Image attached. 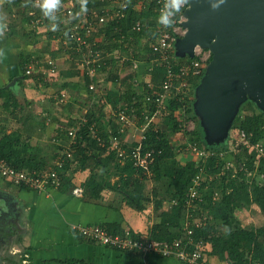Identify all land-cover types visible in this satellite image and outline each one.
<instances>
[{"label": "built area", "instance_id": "2783aa9c", "mask_svg": "<svg viewBox=\"0 0 264 264\" xmlns=\"http://www.w3.org/2000/svg\"><path fill=\"white\" fill-rule=\"evenodd\" d=\"M39 2L40 0H28L27 5L21 8L22 13L29 19L24 25L26 33L40 36L45 41L50 40L52 45L58 44L61 48V59L69 62L73 70L90 79L88 91H95V79L103 77L105 79L106 76L103 75L114 64L125 67L131 74L148 73L152 67L162 65L165 74L158 89L153 88L149 81H142L147 92L143 94L140 104L137 105V102L133 101L130 104H122L113 111L115 132L108 128L106 137H100L97 123H89L86 118L87 112L84 111L83 116L75 119L73 126L64 130L63 138L55 139L58 149L51 167L42 171L16 169L5 159L0 158V179L16 188L36 193L45 194L49 190H58L62 186L61 174L64 173V168L68 166L71 169L75 166V151L78 143L85 137L106 149V153L113 152L120 167L129 161L135 169L149 177L155 157L160 151L143 149L145 133L149 129L156 130L158 118L166 114L167 100L188 99L187 95L185 98L179 97V92L184 88L192 89L190 79H199L204 75L211 56L210 51H207V56L204 54L198 57L203 49L196 48V57L194 56L189 63L181 65L177 72L173 70L172 66L177 58L174 44L185 33L182 24L186 20L184 12L188 8V0L182 6L181 12L171 17L174 23L168 28L157 23L164 0H87L84 12H81L82 0H60L57 9L48 17L43 15ZM147 9L153 13L149 20L151 23L135 19L125 26L124 32L120 23L128 19L132 11L142 12ZM53 25H56L55 30ZM136 35L141 36L139 38L141 46L146 45L145 47L154 53V57L147 60L148 62H139L134 58V55L139 54V50H135V41H138V38L133 36ZM109 44L116 45V48H108ZM22 69L24 76L41 80L43 83H53V78L59 72L57 61L51 57L32 56L22 64ZM139 83L140 77L134 79L133 85ZM63 101L65 102L64 93L56 103L63 104ZM129 129H133L139 136L131 146H128L122 137ZM230 132L232 134L229 133V145L218 153L187 141L179 145H173L172 141L170 143L176 156H192L197 168L182 203L184 217L181 237L171 242L158 241L126 228L118 233H112L101 224L73 226L72 231L87 243L139 255L142 260L158 256L182 264H213L208 254L210 244L204 242L202 238L195 239L193 235L195 229L205 228L211 221V216L203 209L204 193L211 189L217 180L235 179L239 171H243L246 176L253 175L255 184L259 186L264 184V171L259 172L264 159V141L252 144L250 136L244 131L234 129ZM125 145L129 148L124 147ZM243 150L247 151L243 153ZM241 154L244 161L248 160L245 156L250 157V170L244 161L237 162L236 156ZM212 156L215 159H212L211 164L208 161ZM71 194L77 198L83 197V186L76 185ZM218 199L219 194L214 191L211 202L214 203ZM176 204L175 200L171 201L172 206Z\"/></svg>", "mask_w": 264, "mask_h": 264}, {"label": "crops", "instance_id": "0c3cea01", "mask_svg": "<svg viewBox=\"0 0 264 264\" xmlns=\"http://www.w3.org/2000/svg\"><path fill=\"white\" fill-rule=\"evenodd\" d=\"M3 36L1 33L0 88L9 90L11 96L4 98L6 102L0 99V133H16L20 141L29 146L28 153L33 165L42 170L51 167L58 149L55 139L63 138L67 126L87 109L102 105L103 112L115 124L112 117L114 110L105 101L102 96L104 91L99 90V87L110 76L117 75L118 81L107 85V88L110 92L122 93L126 88L122 86L123 78L131 74L125 67L111 65L103 75L106 76L105 79L103 76L99 80L95 79L94 92L87 90L90 79L87 81V77L78 72L72 77L60 76L54 83H40L35 78H23L20 56L49 57L52 45L48 44L47 49V41L39 40L34 45L27 46L17 38L9 41ZM57 62L61 73L74 72L70 63L61 57L57 58ZM139 77L144 82L148 81L145 75ZM14 79L17 82L8 87ZM63 83L67 84V90L60 89ZM59 91L68 93L69 101L66 104L59 105L55 102L53 95ZM122 104L124 103L117 107ZM108 128L113 131L116 124L114 129L111 125ZM122 137L131 146L139 136L133 130V134L125 133ZM91 170L90 166L72 174V188L66 192L58 189L49 190L45 194L36 193L16 188L0 179V264H61L69 261L77 262L74 264H182L158 256L142 260L129 253L87 243L72 231L73 226L101 224L105 227L118 225L122 229L147 235L158 222L160 212L168 210L170 206L160 196L156 197L152 192L155 187L148 189L146 182L145 192L149 201L140 212L131 209L121 194L108 188L97 199L90 198V193L85 192L81 198L74 197L71 190L76 185L83 186ZM99 175L102 176L101 173ZM113 180H117L115 175L110 178L111 182ZM151 184L156 186L155 182ZM156 200L161 201L158 208L155 207Z\"/></svg>", "mask_w": 264, "mask_h": 264}, {"label": "trees", "instance_id": "16d2710c", "mask_svg": "<svg viewBox=\"0 0 264 264\" xmlns=\"http://www.w3.org/2000/svg\"><path fill=\"white\" fill-rule=\"evenodd\" d=\"M27 1L28 0H0V3L4 6H7L8 8L21 7L23 5L25 6L27 5ZM25 8L29 9V7ZM22 16L23 18L20 20V24L21 29H23L22 32L25 35L27 33L25 31L24 25L28 23L29 19L25 17L24 13H22ZM152 16L153 13L148 9L142 12L134 10L130 13L128 19L123 20L120 25L123 27L125 32V26H127V24L129 25L133 20L140 19L141 21H149ZM149 22L151 23V21ZM46 35L48 36L49 34ZM15 36L20 37L17 34H15ZM32 37H34L33 39H41L40 36L37 35H32ZM133 37L138 38V41H135V50H139V54L134 55V58L137 61H147L150 60L151 57H154V53L145 47L146 45L142 47L139 43V38L141 37L140 35ZM28 42L29 43L24 44L30 46L37 43L36 40ZM46 43V48L49 49L48 44H51L50 40ZM108 48L114 49L116 48V45L109 44ZM60 51V46L58 44L56 46L53 44L52 49L49 52L50 55L48 56L57 61V58L61 57ZM30 57L32 56H20L21 75L25 79L29 77L24 76L22 64L26 63ZM175 60L176 62L174 61L172 67L174 68L173 70L177 72L181 65L184 63H189L192 59L185 57L183 59L176 58ZM73 71V73H61L59 69L58 74L55 78H53V83L59 80L60 76H66L67 78L76 76L79 73L78 71ZM138 73H132L123 78L122 86H125L126 88L122 93L110 92L109 88H107V85L116 83L118 81L117 75L110 76L108 81L100 85L99 90L103 89L104 91L102 96L113 110H115L117 105L120 103L130 104L135 101L137 102V105L140 104L143 94L147 92V89L145 84L142 83L141 77L140 83L136 86L133 85L134 79L138 78L139 74H142V76L143 74L148 76V81L152 84V87L158 89L157 87L163 81L165 69L162 65H158L152 67L148 73ZM86 79L89 81V78ZM37 81L43 83L41 80L39 81L37 79ZM198 81L199 79L196 78L190 79L192 90H194ZM60 86L61 90H67V84L63 83ZM62 93L65 94V102L63 101V104H66L67 101H69V96L66 91H59V93H55L53 97L56 102L59 98H61ZM8 96H11V92L6 90L4 87L0 88V99L7 98ZM4 102H6L5 99ZM248 103L252 105L251 102ZM193 104L194 100L192 99H184V101H182L178 100V98H172L166 101V114L163 121L167 122L168 125L171 126V133L178 130V125L176 123L177 120L175 117L176 112L181 111L183 114L185 112L187 114L192 113L194 119L196 120L193 112ZM184 108L185 110H183ZM86 112V118L88 119V122L97 123L100 137H106L105 133L110 125L113 129L115 128V124L112 123L110 117L106 116V114L103 112L102 105H97L95 109H87ZM79 116L83 115L81 114ZM74 123L75 120L72 124L67 126L66 129L73 126ZM196 124L197 127L193 133H191L192 138L187 142L196 143L198 147L211 150L213 153H218L227 147V141L220 145H207L204 141V136L197 120ZM233 128L240 129L244 131L247 136H250L249 139L252 144L259 141H264V113L259 111L244 118L241 117L240 114H237L233 121L231 130H233ZM170 143L171 141L169 140L168 134L166 132L163 133V131L159 129H149L145 133V140L142 142V147L144 150L153 149L156 152L160 151V154L155 157V162L151 171L152 174H154V182H161L162 185L158 188L156 187V189H153L152 192L156 197L160 196L161 200H166L170 204L168 210L160 212L158 215V222L153 225V227L148 231L147 235L151 239L167 242H171L181 237L183 234L184 210L182 203L184 201L188 187L190 186L191 178L197 173L196 163L193 160H189L184 165H180L176 161L177 156ZM124 147L129 148L126 145ZM29 149L30 148L28 145L20 141V137L16 133H0V158L5 159L16 169L42 171L41 167L33 165L31 159L32 157L28 153ZM246 151L247 150H243V153ZM27 155L30 156L26 158ZM243 156L245 155L243 154ZM74 158L76 161L75 166L71 169L70 167L66 166L64 168V173L61 174L62 186L59 188L61 192H66L68 189L72 188V174L84 170L90 167V165H93L91 166L92 170L90 172V176L83 184L85 194L90 193V198L97 199L99 194L105 188H108L111 191L123 195L124 202L131 209L138 212L145 209V204L149 201L148 195L145 192V177L142 175L141 171L139 172L137 169H135L129 161H127L123 167H120L113 152L106 153V149L99 147L96 142L91 140L89 137H85L80 143H78ZM249 158L250 157L247 158L245 156V159L248 160L244 161L242 154L236 156L237 162L242 163L244 161L247 168L250 170L251 161ZM212 159H215V157H210L208 162H211V164L213 162ZM96 171H101L102 176L98 174L100 177H97L98 175L96 174ZM260 171H264V159L262 160V166L259 168V172ZM113 175L117 177V182L115 181V183L110 184L109 180L107 179L111 178ZM162 176L165 177L167 182L166 184L163 183ZM244 177V172L239 171L236 176L237 179L235 178L233 180L226 181L224 178H222L217 180L213 183V187L204 193L205 205H203V209L207 210L208 215L211 216V221L205 228L195 229L193 235L195 239L202 238L204 242L210 244L208 252L210 258L215 257L218 261H228L218 264H264V241L260 240V237L264 235V229L245 230L236 226L232 233L225 236H219L216 235L217 230L214 227L215 224H222L228 228L237 225V221L234 218V212L242 204L244 206L256 205L262 212H264V184L261 186L256 184L250 187L246 183V179ZM238 179L240 180V183H237ZM218 184L220 189L218 188L217 190ZM215 190L219 191V199L218 201L212 203L211 196ZM172 200L177 202L175 206L171 205ZM159 206H161V201L156 200L155 207L158 208ZM106 227L112 233H118L122 229L118 225H108ZM135 256L140 258L139 255ZM66 263L74 264L77 262L69 261ZM66 263L64 262L61 264Z\"/></svg>", "mask_w": 264, "mask_h": 264}, {"label": "water", "instance_id": "95a60500", "mask_svg": "<svg viewBox=\"0 0 264 264\" xmlns=\"http://www.w3.org/2000/svg\"><path fill=\"white\" fill-rule=\"evenodd\" d=\"M216 3L188 0L185 33L174 44L180 59H192L196 48L211 53L193 104L209 146L227 141L240 104L250 100L264 110V0H223L214 9Z\"/></svg>", "mask_w": 264, "mask_h": 264}, {"label": "rangeland", "instance_id": "374dc122", "mask_svg": "<svg viewBox=\"0 0 264 264\" xmlns=\"http://www.w3.org/2000/svg\"><path fill=\"white\" fill-rule=\"evenodd\" d=\"M22 18H23V16H22L21 7H8L7 8V6H4L3 4L0 3V26H2V29H0V34L3 33V35H4L3 38L6 40L14 41V40L18 39L20 43L22 42V44L29 43L26 41H32V40L39 41L37 38L33 39L34 37H32V34H30V33H27L25 35L23 34V32H22L23 29H21V24H20V20ZM14 33L19 35L20 37H16ZM42 33H44V32H42ZM41 40L45 42L44 38H41ZM207 51L208 50L203 49V51L200 52L201 54L198 55V57H201V55H204V54L207 56ZM195 53L196 52H194V56L196 57L197 54H195ZM210 59H211V56H210L207 64H209ZM202 77L199 78L197 85L201 83ZM191 90H190V88H188V89L184 88L183 90H181L179 92L180 95H178V96L185 98V96L187 95L189 100H191V99L194 100L195 88H194V90H192V92H191ZM178 100H180V99L178 98ZM185 100H186V98H185ZM182 101H184V99ZM248 102H251L252 105L249 104ZM255 104H256L255 102L250 101V100L245 101L244 103L240 104L237 114H240V116L244 118L246 116H250L252 113H257L259 111L264 113V110L260 109ZM183 110H185V108ZM193 112H194V110H193ZM194 115L196 117V120L198 121V125L201 128L203 136L206 135V132H208L209 129L206 128L205 122L200 124L201 120L198 117L199 112L195 111ZM175 117H176V120H178V121L175 120L177 125H178V127H177L178 130H176L175 132H173V133L170 132L171 126L168 125L167 122L163 121L164 116L158 118V122H156L155 127H156V129L163 131V133L166 132L168 134L169 140L172 141L173 145H179V144H183L185 141H189V139L192 138L191 133H193V131L197 127V124H196V120L194 119L192 113L187 114L185 112L183 114V112L178 111L175 113ZM199 120H200V122H199ZM234 129H236V128H233V130ZM232 132H230V134H232ZM127 133L133 134V129H129L127 131ZM227 143H228L227 144V146H228L229 145V139H227ZM185 155H187V154H185ZM190 158H191V160L193 159V157L189 156V155H187V156L178 155L176 157V161L180 165H184L185 163H187L190 160ZM90 166H93V165H90ZM100 173H102V172L96 171L97 175ZM142 175L145 177V182L147 183L146 185H147L148 189H149V187H150V189H153V187H155L154 189H156V187L158 188L162 185L161 182H155L156 186H154V184H151V182L154 183V180H153L154 174L151 173V175L149 177H146L143 173H142ZM162 178H163L162 179L163 183L166 184L167 182H166L165 177L162 176ZM244 178L246 179V183L250 187L253 185H256L255 179H253V175H251V176L245 175ZM107 180H109L110 183H115L114 180H113V182H111L110 178ZM237 183H240L239 179H238ZM212 187H213V185H212ZM218 188L220 189L219 184L217 185V190H218ZM217 190H215V191L218 193L219 191H217ZM250 191H251V189H250ZM121 196H123V195H121ZM234 213H235L234 218L237 221V225L231 226L230 228H228L227 226L222 225V224H215L214 227L217 230L216 235H219V236L228 235L234 231L236 226L238 228L245 229V230L264 229V212H262L259 208H257L256 205L244 206L242 204L238 209L235 210ZM260 240L264 241V235L262 237H260ZM210 262L211 263L214 262L215 264H218V263H224V262H228V261L227 260H225V261L219 260L218 261L217 259H213Z\"/></svg>", "mask_w": 264, "mask_h": 264}, {"label": "clouds", "instance_id": "9594fccd", "mask_svg": "<svg viewBox=\"0 0 264 264\" xmlns=\"http://www.w3.org/2000/svg\"><path fill=\"white\" fill-rule=\"evenodd\" d=\"M60 0H40L39 7L45 17H48L55 9H57ZM87 0H82L81 2V12L86 11L85 5ZM223 0H218V3H222ZM187 3V0H164L162 8L160 9V14L157 17V23L164 28L172 26L174 21L171 19L174 15L181 12L182 6ZM218 3L213 4L212 7L215 9ZM24 6V5H23ZM21 6V8L23 7ZM53 30L55 26L53 25ZM41 40V39H40Z\"/></svg>", "mask_w": 264, "mask_h": 264}]
</instances>
